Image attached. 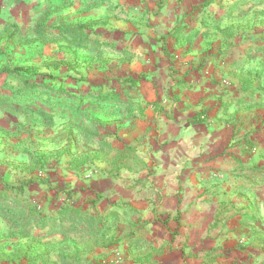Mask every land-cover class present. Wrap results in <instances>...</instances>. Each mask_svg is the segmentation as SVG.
Listing matches in <instances>:
<instances>
[{"label": "rangeland", "instance_id": "1", "mask_svg": "<svg viewBox=\"0 0 264 264\" xmlns=\"http://www.w3.org/2000/svg\"><path fill=\"white\" fill-rule=\"evenodd\" d=\"M163 117L229 135L180 264H264V0H0V264H158Z\"/></svg>", "mask_w": 264, "mask_h": 264}, {"label": "crops", "instance_id": "2", "mask_svg": "<svg viewBox=\"0 0 264 264\" xmlns=\"http://www.w3.org/2000/svg\"><path fill=\"white\" fill-rule=\"evenodd\" d=\"M190 117H163L161 120V130L160 138L166 141L167 150L161 153L159 156V161L156 165H159L156 170H161L155 173L153 192L150 193L145 190V196L155 197L154 205L157 206V210L154 211L152 215L150 201L147 199L135 200L136 192L124 191V189L119 187L115 189L116 191L110 195L112 198L125 196L131 206H135L138 209L142 208V212L146 215H152V218L170 219L168 222V227L164 228L160 222L157 225L166 229L162 230V236L160 237L161 227L155 226V230L158 234L152 233L151 243L159 251L152 255V258L157 260L158 264H180L181 258V247H182V235L187 232L185 227V218L187 217L185 212V206L188 202L199 203L201 198H198L194 193L192 196L187 197V184L192 182V185H196L197 178L207 182L204 171L208 169L207 162H193L188 156L190 153L203 152V150H211L214 145L209 144L210 140L219 142H224L228 140L229 135L222 128L219 122H217L219 117H214L213 119L217 122V126L214 124L216 129L212 132H207L206 129L202 127L203 122L199 123H189ZM223 130V131H222ZM191 149V150H189ZM188 150V151H187ZM206 152V151H205ZM205 163V164H204ZM194 191L197 187H194ZM118 191V192H117ZM126 194H129L127 198ZM189 199V200H188ZM193 207H196L193 205ZM149 208V209H148ZM205 210V211H204ZM208 212L203 207L191 208V214L193 217H203L204 213ZM163 222V221H162ZM171 225V226H170ZM194 230H197L196 228ZM193 229L189 230L192 233ZM199 232V231H198ZM164 233V234H163ZM174 238V239H173Z\"/></svg>", "mask_w": 264, "mask_h": 264}, {"label": "trees", "instance_id": "3", "mask_svg": "<svg viewBox=\"0 0 264 264\" xmlns=\"http://www.w3.org/2000/svg\"><path fill=\"white\" fill-rule=\"evenodd\" d=\"M11 73L15 74L18 77H21L25 80L26 83L31 84L32 86H37L38 76L30 69H15L11 71ZM45 87H49L47 84H44ZM51 88V87H50ZM59 92H64L62 89L58 90Z\"/></svg>", "mask_w": 264, "mask_h": 264}]
</instances>
